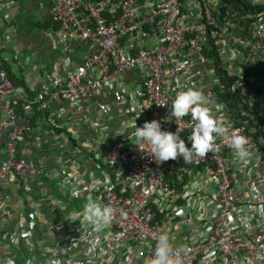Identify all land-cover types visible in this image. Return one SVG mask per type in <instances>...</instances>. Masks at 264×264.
Returning a JSON list of instances; mask_svg holds the SVG:
<instances>
[{
    "label": "built area",
    "instance_id": "2783aa9c",
    "mask_svg": "<svg viewBox=\"0 0 264 264\" xmlns=\"http://www.w3.org/2000/svg\"><path fill=\"white\" fill-rule=\"evenodd\" d=\"M40 8L56 26L54 47L75 42L78 56L19 108L3 105L15 89L0 63V264H147L161 232L186 249L184 264H264V0ZM191 86L248 138L247 164L223 137L188 164H158L135 147L132 125L153 119L191 147L190 115L170 113ZM38 126L46 150L29 142ZM41 184L54 187L38 196ZM89 196L114 209L99 232L83 220Z\"/></svg>",
    "mask_w": 264,
    "mask_h": 264
},
{
    "label": "clouds",
    "instance_id": "9594fccd",
    "mask_svg": "<svg viewBox=\"0 0 264 264\" xmlns=\"http://www.w3.org/2000/svg\"><path fill=\"white\" fill-rule=\"evenodd\" d=\"M129 73L131 74V72ZM30 90L33 93L35 91ZM22 93L28 96L24 92ZM210 105L211 102L202 89L191 86L186 90L179 91L172 101L170 113L175 120L190 115L193 122L189 137L191 147L186 146L185 141L180 138L177 132L162 130L160 121L156 119L150 122L145 121L142 126H137L134 122L132 125L134 131L131 135L135 140V147L143 153L147 150L155 158L152 160L158 164L168 160H176L178 157L182 158L185 164H188L194 159H203L209 152L215 153L217 149L216 138L223 137L229 140L235 156L247 164L251 157V152L247 147L248 138L241 134L238 129H231V125L225 124ZM138 116L139 113L136 112V119ZM29 142L32 146H37L32 143V139H29ZM74 192L77 196L79 195L78 190L74 189ZM113 215L114 209L112 207L98 203L91 196L87 198L83 207V220L91 225L94 231L99 232L107 227L111 223ZM122 215L126 216V213H122ZM78 219L79 214H74L72 221ZM186 254L184 247L173 244L172 238L167 232H161L157 237L153 255L147 264H184ZM7 264H15L14 259L9 258ZM29 264H31L30 261ZM54 264H59V261H55Z\"/></svg>",
    "mask_w": 264,
    "mask_h": 264
},
{
    "label": "crops",
    "instance_id": "0c3cea01",
    "mask_svg": "<svg viewBox=\"0 0 264 264\" xmlns=\"http://www.w3.org/2000/svg\"><path fill=\"white\" fill-rule=\"evenodd\" d=\"M42 1L0 0V55L8 70L24 77L28 87L33 90L47 79L55 65L68 66L78 56L75 52L78 44L75 42L68 48L54 47L56 33L51 28V21L39 7ZM13 47H18L19 52H14ZM22 95V92H14L4 100L3 105L20 106ZM32 136V143L40 150H46L48 142L43 137L47 135L41 126L36 128ZM52 187L50 184L36 185L33 193L43 196Z\"/></svg>",
    "mask_w": 264,
    "mask_h": 264
},
{
    "label": "trees",
    "instance_id": "16d2710c",
    "mask_svg": "<svg viewBox=\"0 0 264 264\" xmlns=\"http://www.w3.org/2000/svg\"><path fill=\"white\" fill-rule=\"evenodd\" d=\"M0 53H1V50H0ZM0 62L2 63V66L6 69V71L8 72L7 73L8 77L12 81L13 86L16 89V92L22 91L25 94H27L29 97H31L33 95V92L28 87L27 82L25 81V78L22 77L21 75H15L14 73H11L6 67V64L3 58L1 57V55H0ZM17 108H19V106ZM19 112L23 116H28V114L21 108L19 109Z\"/></svg>",
    "mask_w": 264,
    "mask_h": 264
},
{
    "label": "rangeland",
    "instance_id": "374dc122",
    "mask_svg": "<svg viewBox=\"0 0 264 264\" xmlns=\"http://www.w3.org/2000/svg\"><path fill=\"white\" fill-rule=\"evenodd\" d=\"M52 27H53V28H56L55 25L51 26V28H52ZM13 50H14V48H13ZM17 252H18V251H17ZM17 254H18L19 257H21V254H20L19 252H18Z\"/></svg>",
    "mask_w": 264,
    "mask_h": 264
}]
</instances>
